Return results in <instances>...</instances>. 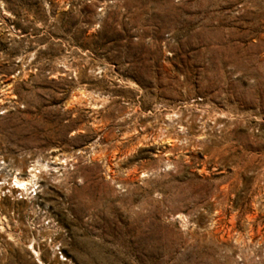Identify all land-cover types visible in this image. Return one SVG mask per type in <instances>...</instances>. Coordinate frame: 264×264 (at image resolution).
<instances>
[{"label": "rangeland", "instance_id": "rangeland-1", "mask_svg": "<svg viewBox=\"0 0 264 264\" xmlns=\"http://www.w3.org/2000/svg\"><path fill=\"white\" fill-rule=\"evenodd\" d=\"M0 264H264V0H0Z\"/></svg>", "mask_w": 264, "mask_h": 264}, {"label": "bare ground", "instance_id": "bare-ground-1", "mask_svg": "<svg viewBox=\"0 0 264 264\" xmlns=\"http://www.w3.org/2000/svg\"><path fill=\"white\" fill-rule=\"evenodd\" d=\"M15 183L18 185L15 187L17 191L24 188V186H26L27 184L26 182L24 183L23 180L22 181L15 180Z\"/></svg>", "mask_w": 264, "mask_h": 264}]
</instances>
